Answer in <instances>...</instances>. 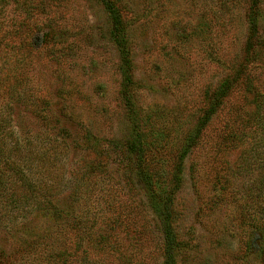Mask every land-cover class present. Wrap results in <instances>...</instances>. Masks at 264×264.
Segmentation results:
<instances>
[{
	"label": "rangeland",
	"instance_id": "1",
	"mask_svg": "<svg viewBox=\"0 0 264 264\" xmlns=\"http://www.w3.org/2000/svg\"><path fill=\"white\" fill-rule=\"evenodd\" d=\"M113 1L126 22L134 122L120 92L122 65L110 16L99 0H27V18L17 5L0 15L13 32L4 40L41 44L27 57L28 85L38 101L35 107L16 105L15 129L25 137L39 135L30 145L36 151L48 146V138L72 146L62 154L46 150L42 170L29 175L32 183L55 187L56 211L39 207L21 222V213L12 212V228L0 225V251L10 264H162L157 193L169 190L175 264H264V248L254 245L256 235H264V215L254 211L257 198L250 189L264 169H238L253 124L231 116L228 126L241 139L221 140L225 113L250 94L237 91L204 128L199 124L217 100L218 84L241 58L248 1ZM261 26L264 35V7ZM263 59L264 49L249 65L261 91ZM138 134L148 141L147 158L153 160L146 170L161 180V189L147 187L128 149ZM188 137L195 141L181 158ZM242 159L251 162L253 156ZM61 163L87 191L78 200L85 218L97 216L103 238L93 247L75 248L76 232L67 220L80 218L77 208L67 220L58 214L70 201L58 193Z\"/></svg>",
	"mask_w": 264,
	"mask_h": 264
},
{
	"label": "trees",
	"instance_id": "2",
	"mask_svg": "<svg viewBox=\"0 0 264 264\" xmlns=\"http://www.w3.org/2000/svg\"><path fill=\"white\" fill-rule=\"evenodd\" d=\"M99 1L110 16V35L117 46L122 65L123 82L120 92L127 108V113L131 114L134 122V120H137V117L132 115L134 113V105L129 91L131 85V60L129 57L126 22L116 2L113 0ZM247 1V33L243 43L241 58L232 68V71L226 74L218 84L215 93L217 100L205 111L203 117L199 120V124L201 125L200 129H202V126L204 128L214 115L216 109L223 107L224 110L237 91L248 92L250 94L248 102L241 104L231 112L225 113V131L223 137L221 136V140H231L236 143L241 139V133L235 131L232 125L228 126L230 120H232L231 116L238 117L239 121H242L244 125L253 124L251 132L248 135L250 143L244 144L243 147L241 146L238 153V169H250L253 166L256 169L260 168L262 171L264 169V91H261V89L257 88V84H254V79L249 73V65L256 58L258 59L260 51L264 49V35L261 32L264 0ZM26 3L27 0H0V15H3L6 11L9 12L8 7L10 8L11 5H17L23 8L21 9V13H25V16H27L24 17L27 18L29 13L26 9L27 7H25ZM3 20L5 19L0 18V225L12 228L7 225L12 221L7 219L12 212L17 211V214L21 213V222L32 210H37L39 207L56 211L57 205L52 200L55 187L47 186L45 181L38 179H35L32 183V181H29V175H34L37 171L42 170V165L46 158V150L50 149L53 154L54 152L62 154L70 150L72 146L61 138H48V146H45V149L41 148L36 151L30 145L34 140L40 138L39 135L29 138L23 134H19L15 129L13 111L16 105L35 107L38 101V98L31 94L30 86L28 85L27 57L28 54L32 53L33 49L41 46V44L39 39L38 42L21 40L17 43L4 40L7 35H12L13 32L11 29L3 26ZM25 26L26 24L23 23L22 27L19 26V28L21 29ZM249 120L252 121L251 124L248 123ZM244 134L245 132L243 131L242 135L244 136ZM194 141V137L187 138L184 150L180 155L181 158L190 151ZM126 144H128V149L134 152L137 167L140 170L139 173L142 174L147 187L161 189V180L154 178L153 174L146 170L147 165H150V160H153L152 155L147 158L148 141L138 134L135 140L128 141ZM249 154L253 156L251 162L242 159V155L248 157ZM180 162L174 168L176 177L172 182L176 181L178 183L180 180ZM63 165L64 163H61L57 167V169L61 170L59 171L61 173L59 174L60 185L58 193L67 194L70 201L68 202L67 209L59 208L58 214L67 220L70 217L68 214L73 215L77 208L80 218L76 216L75 218L72 217L71 220H67L68 224L76 232L74 240L75 248H88V245L93 247L103 238L96 232L97 216L94 215L93 219H90V217L85 218L86 215H83L85 212L78 207L79 197L84 192L81 181H77V176L73 174L74 170L67 171ZM44 171H47L48 175L52 174V171L48 169H43ZM250 189L255 195L254 197L257 198L254 199L256 200V204L253 205L254 211L256 212L257 209L258 213L264 215V172L257 176ZM165 191L157 193L161 201L158 216L160 230L164 238L165 256L162 264H175V248L178 240L173 230V214L169 199L171 193L169 190ZM84 193H87V191ZM110 221L113 224L115 219H111ZM254 245H257L256 248H264V235L260 233L256 235ZM0 264H10L8 256L3 251H0Z\"/></svg>",
	"mask_w": 264,
	"mask_h": 264
}]
</instances>
